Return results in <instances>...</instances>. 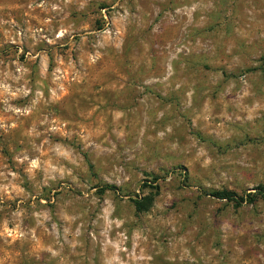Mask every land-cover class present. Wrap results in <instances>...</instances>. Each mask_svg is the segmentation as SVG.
I'll use <instances>...</instances> for the list:
<instances>
[{"label": "rangeland", "instance_id": "rangeland-1", "mask_svg": "<svg viewBox=\"0 0 264 264\" xmlns=\"http://www.w3.org/2000/svg\"><path fill=\"white\" fill-rule=\"evenodd\" d=\"M259 186L264 0H0V264H264Z\"/></svg>", "mask_w": 264, "mask_h": 264}, {"label": "trees", "instance_id": "trees-1", "mask_svg": "<svg viewBox=\"0 0 264 264\" xmlns=\"http://www.w3.org/2000/svg\"><path fill=\"white\" fill-rule=\"evenodd\" d=\"M102 190L116 191V189L111 185H103ZM256 191V195H264V186H259ZM207 195L219 201L232 203L234 206H240L242 204H251L255 198V195H237L236 193L228 190L212 191L208 192ZM134 203L136 204V202Z\"/></svg>", "mask_w": 264, "mask_h": 264}]
</instances>
